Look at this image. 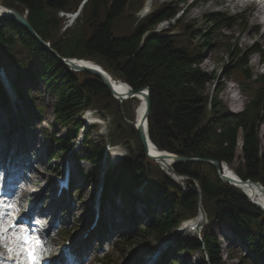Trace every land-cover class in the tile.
Returning a JSON list of instances; mask_svg holds the SVG:
<instances>
[{
	"label": "trees",
	"instance_id": "16d2710c",
	"mask_svg": "<svg viewBox=\"0 0 264 264\" xmlns=\"http://www.w3.org/2000/svg\"><path fill=\"white\" fill-rule=\"evenodd\" d=\"M1 1L21 14L27 12L34 31L59 56L95 62L115 81L128 84L134 91L149 88L148 134L159 151L232 165L241 141L243 162L237 174L243 181L251 180L264 187V153L260 150L259 137L264 123V75L255 74L247 59H238L234 70L241 77L239 86L248 103L241 113L226 111L219 99L221 88L214 95L206 93L211 76L201 68L204 49L216 45L206 34H200V40L196 41L198 32L183 24L180 9L162 4L140 18L137 14L145 0H88L75 24L63 31L65 19L59 13H76L84 0ZM208 18L213 30L222 31L231 28L241 16L215 14ZM163 22H174L181 33L172 29L156 32ZM19 49L28 64H23L15 54ZM228 53L233 55L234 49ZM5 66L16 72L14 87L19 86L20 97L24 80H42L56 97L54 116L65 134L51 135L57 150L53 157H61L73 148L72 143L84 126L80 115L87 110L104 118L110 116L113 128L99 146L91 141V133H87V155L79 158L96 165L102 161L107 144L130 145L131 141L136 144L137 150L132 151L129 159L107 170L104 201L113 191L133 205L124 218L132 221L133 231H138L139 237L162 240L182 221L195 218L200 204L198 195L193 193L196 183L201 189V205L207 220L225 226L245 248L238 264H264V212L252 205L240 189L221 181L211 164H175V173L187 178L184 190L158 164L150 161L135 127L128 122L135 121L138 100L121 104L99 78L71 71L13 21H0V68ZM6 105L8 98L0 83V106ZM25 124L26 121H21L22 127ZM84 179L98 184L97 173L87 174ZM137 203L144 205L147 221L144 226L135 218ZM109 234L106 231L105 235ZM63 235L67 240L70 233ZM121 238L124 245H133L126 235ZM172 252L200 253L199 264H224L219 239L212 232L205 233L201 240L182 239ZM96 261L114 264L109 255Z\"/></svg>",
	"mask_w": 264,
	"mask_h": 264
},
{
	"label": "rangeland",
	"instance_id": "374dc122",
	"mask_svg": "<svg viewBox=\"0 0 264 264\" xmlns=\"http://www.w3.org/2000/svg\"><path fill=\"white\" fill-rule=\"evenodd\" d=\"M150 0H145V7L139 17H144L146 13L152 12L159 8L162 4L171 5L173 8L181 10L179 17L183 15V24L194 28L198 32L196 41L200 40V34H206L213 44L214 48L204 49V61L201 65L203 71L211 76V82L207 85V94L214 95L218 88L222 89L219 99L222 101L226 111L231 113H241L248 99L242 93L239 86L241 77L235 74V66L238 59L249 61V67L255 74L264 75V64H256L262 55L256 54L255 50L264 52V44L256 45L259 34L253 31L251 23V15L253 10L243 12L239 1L236 4L232 0H198L199 7H188L194 0H154L151 5L147 6ZM212 5L210 11L198 13L202 8ZM239 5V8H238ZM78 12V11H77ZM195 12V13H193ZM223 14L241 18L231 28L222 31L213 30L208 18L211 15ZM62 18V17H61ZM65 19V18H64ZM64 29L70 27L72 23L67 18L64 20ZM63 29V31H64ZM181 30L176 28L174 22L169 27V23H164L156 32L167 30ZM166 30V31H165ZM250 35H253L250 37ZM247 40V45L243 46V40ZM229 49H234L233 55L228 53ZM23 64H28L24 60V52L17 50L15 53ZM4 75L13 84L17 80L14 68L5 66ZM3 79V78H1ZM236 84L238 96L233 95L230 90V83ZM23 94L14 104L8 103L6 106L0 107V169L6 174L18 171L17 177H21V187H24L26 197L22 203V211L25 215L35 208V213L38 215H48L44 223L52 225L51 232L46 235L47 244L46 257L47 259L57 260L63 252L74 250L80 244L86 249L85 260H90L89 264H98L93 259L96 257L103 258L109 255L114 261V264H144L147 258L154 255L164 243H168L165 250L154 261V264H164L170 257L176 264H199L201 262L200 253L188 254L179 253L171 254L179 241L185 238L195 236L193 233H179V228L172 234H167L162 240L155 238L144 239L138 236V231H133L132 221L128 222L124 215H128L129 210L133 207L123 195H117L113 191L108 193V200L103 203L101 216L97 218L96 198L98 185H93L85 182L84 176L90 173H97L100 181L103 172V163L100 162L92 165L89 162L82 161L79 156L87 155L85 151L86 145H75L71 164H74L72 169V187L67 196H60L55 199L57 191L53 183L49 184L48 175L50 172H61L64 167V156H57L53 160L52 155L57 154L55 145L51 141V135L58 134L62 137L65 134V129L60 128L56 124L54 116V106L57 102L56 97L49 91L48 87L42 80H34L29 82L24 80L21 83ZM19 86H15L13 91L17 92ZM233 99H239L243 106L232 104ZM29 108V110H28ZM38 109H41L40 113ZM136 109V108H135ZM233 110L238 112H232ZM19 112V113H18ZM87 115H81L80 118H86ZM104 125L86 127V130L91 133V141L99 146L103 138L111 134L113 128V120L110 116L102 117ZM21 121H27L25 126H21ZM261 147L260 150L264 153V123L259 130ZM13 138L12 148L8 146V141ZM120 145V153L129 159L132 151L137 150L136 144L131 141L130 145L125 143ZM237 151L236 160L230 168L236 173L242 167V155ZM52 161H49V160ZM109 153L107 155V163L105 170L117 165L120 161H116ZM152 161V160H150ZM158 164L157 162H155ZM160 167V166H159ZM161 168V167H160ZM41 181V182H40ZM41 183V184H40ZM226 183V182H225ZM228 184V183H227ZM196 189V183L194 184ZM26 199L28 203L26 204ZM55 201L56 210L50 211L49 208ZM114 205H111V204ZM201 204V201H200ZM199 204V205H200ZM135 215L139 218L138 224L144 226L147 221L143 215L144 205L137 203L134 206ZM160 208H157V214ZM30 216V215H28ZM106 225V230L110 231L106 238V246H103L100 240V234H103V225ZM86 233L88 241L82 242V236ZM69 232L67 240L63 237V233ZM207 232L214 233L220 242V252L224 264H238L241 255L245 254V248L222 224L207 220L202 226L200 233L197 236H203ZM122 235L129 238V242L133 245H124L122 243ZM105 238V237H104ZM164 242V243H163ZM163 243V244H162ZM4 243L0 242V247L3 248ZM87 246V247H86ZM4 250V249H1ZM93 255V257H92ZM173 255V256H172ZM248 261L251 258L247 256Z\"/></svg>",
	"mask_w": 264,
	"mask_h": 264
},
{
	"label": "water",
	"instance_id": "95a60500",
	"mask_svg": "<svg viewBox=\"0 0 264 264\" xmlns=\"http://www.w3.org/2000/svg\"><path fill=\"white\" fill-rule=\"evenodd\" d=\"M0 5L4 8H7L10 12L9 16H0V21H2V22L13 21L16 24L20 25L39 44H41L43 47H45L47 50H49L64 65L68 66L71 71L85 72V73H88L92 76L99 78L103 82L104 86L110 91L112 96L115 99H117L118 101H120L121 103H123L127 100H131L133 98H137L139 96L144 98L145 112H144V116H143L142 120L139 122V124H137L135 122H130V121H128V122H129V124H131L135 127V129L138 133L140 142L144 148L146 157L149 160L157 162L162 168L164 167V165H168L167 168L170 171L169 175L171 176V178L174 182H176L177 184H179L180 186H183L185 188V184L183 183V177L176 174L174 169H173V165H175V164H181V163L211 164L215 168L216 174L221 181H224L228 184L236 185L239 189H242V190H243V188H249V190H252L253 188L256 187L259 190H261L262 194H264V188L259 183L252 182L251 180L243 181V180L238 179V178L232 179V178L228 177L225 173L220 172V166L222 163H219L217 161L208 160V159H201V158H184V157H180V156H177L174 154H169L167 152H159L161 156H159L158 158H155L154 156H152L149 152V146L153 149H157V148L151 142V140L149 139V135H148V118H149V112H150V106H151L149 88H144V89L139 90V91H134L129 86H127L129 88V92H128L129 94L127 97L122 96L121 94L116 92V90L114 88L115 81L112 80L111 76L108 75L107 72H105L101 66L98 65V66H94V67L93 66L89 67V66L85 65L87 63H90L88 61L79 60L76 58H63V57L59 56L57 54V52L52 50L51 47L37 35V33L34 31V29L32 28L31 24L29 23V21L26 17H24L19 11L6 7L5 4L1 0H0ZM137 99H139V98H137ZM241 147H242V143L240 141L239 149H238V150H240V152H241ZM241 155H242V153H241ZM193 193L198 195L199 200L201 201V189H200L198 184L196 185V189L193 191ZM247 196H248L249 202L252 205H254L258 209H260L262 212H264L263 206L256 203L251 198V196H249L248 194H247ZM199 212L203 216V220H204L201 223V226H202L206 221V219H205L206 215H205L204 209H203L201 204L199 205Z\"/></svg>",
	"mask_w": 264,
	"mask_h": 264
},
{
	"label": "bare ground",
	"instance_id": "6f19581e",
	"mask_svg": "<svg viewBox=\"0 0 264 264\" xmlns=\"http://www.w3.org/2000/svg\"><path fill=\"white\" fill-rule=\"evenodd\" d=\"M154 0H150L147 4V6L151 5V3L153 2ZM182 1H185V0H182ZM222 1H229V0H222ZM232 3L233 4H236V0H232ZM198 0H194V2H192V4L188 7V10H190L192 7H199L198 6ZM213 7L212 5H209V6H206L205 8H202L199 12L196 11V15L198 13H202V12H206V11H210L212 10ZM251 10H253L252 12V15H251V23L253 25V31L258 34L259 31L261 30V33L259 34V38L257 39L256 41V45L259 46V44H264V11H262L259 6H254V8H252ZM195 13V12H193ZM10 15V12L7 8H4L0 5V16H9ZM253 36V35H250V37ZM242 45L245 46L247 45V40L244 39L243 42H242ZM259 61H256V64H259ZM90 63H87L85 64L86 66H98L97 63L95 62H92V61H88ZM94 63V64H93ZM109 75V74H108ZM112 78V77H111ZM113 81H115L113 78H112ZM114 88L116 90V92H118L119 94H121L122 96L124 97H127L128 96V92H129V88L122 82H119V81H115L114 83ZM139 98L138 100V105L136 107V122L137 124H139V122L142 120L143 116H144V112H145V101H144V98L139 96L137 97ZM235 102H233L232 104H235L237 106H243V103L239 101V99H233ZM240 110H233L232 112H238ZM87 119H91V118H95L93 115H87L86 117ZM100 126L104 125V123L100 122L99 124ZM12 141H13V138H10V140L8 141V146L9 148L11 149L12 148ZM240 151V150H239ZM149 152L152 156H154L155 158H158L160 155V151L158 149H153L149 146ZM240 156H241V152H239ZM168 165H164V169L167 171V172H170L167 168ZM226 175L232 179H236L238 176L236 175V173L230 168V166H226ZM243 190L246 191V194H248L249 196H251V198L256 202L258 203L259 205L263 206L264 207V194H262L261 190H259L258 188H253L252 190H249V188H243ZM55 199H57V197H55ZM54 199V202L52 204V206L49 208L50 211H55L56 210V206H55V200ZM35 208H33L30 213H35ZM36 214V213H35ZM34 214V215H35ZM47 214L46 215H40L39 218L41 220V222H43L46 218H47ZM201 222V216L199 215V217H197L195 219V222H193L192 224H190L189 226L192 228L193 226L195 227L197 224H199ZM86 241H88V237L86 238ZM10 258V257H9ZM6 264H10V262L7 260L5 262Z\"/></svg>",
	"mask_w": 264,
	"mask_h": 264
},
{
	"label": "snow or ice",
	"instance_id": "6c2138e0",
	"mask_svg": "<svg viewBox=\"0 0 264 264\" xmlns=\"http://www.w3.org/2000/svg\"><path fill=\"white\" fill-rule=\"evenodd\" d=\"M29 259L33 261V264H36L37 254L33 249H29Z\"/></svg>",
	"mask_w": 264,
	"mask_h": 264
}]
</instances>
